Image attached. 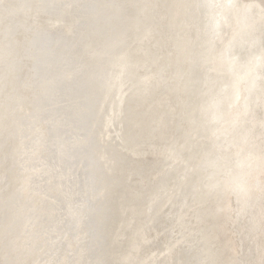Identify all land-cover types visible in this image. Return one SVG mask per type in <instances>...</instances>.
I'll list each match as a JSON object with an SVG mask.
<instances>
[{"label":"bare ground","instance_id":"6f19581e","mask_svg":"<svg viewBox=\"0 0 264 264\" xmlns=\"http://www.w3.org/2000/svg\"><path fill=\"white\" fill-rule=\"evenodd\" d=\"M0 264H264V0H0Z\"/></svg>","mask_w":264,"mask_h":264}]
</instances>
